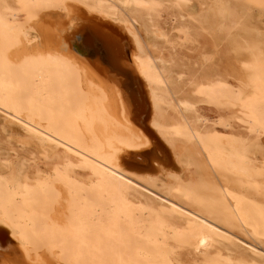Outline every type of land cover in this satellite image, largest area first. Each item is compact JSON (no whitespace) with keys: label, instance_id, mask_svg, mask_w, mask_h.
<instances>
[{"label":"bare ground","instance_id":"1","mask_svg":"<svg viewBox=\"0 0 264 264\" xmlns=\"http://www.w3.org/2000/svg\"><path fill=\"white\" fill-rule=\"evenodd\" d=\"M250 1L264 9V0ZM157 9V0H0V112L22 117L19 122L38 141V156L48 167L33 183L27 172L23 182L19 173H0V223L11 230L8 237L0 228V264H49L53 256L57 264H173L181 239L168 242L162 217L141 206L133 176L117 166L131 159L137 151L131 149H138L149 132V139L169 135L175 153L178 140L198 144L240 185L254 179V165L244 154L249 135L264 137V48L250 46L251 56L243 63L246 92L228 94L207 85L208 103L229 110L228 117H219L228 135H218L216 124H208L199 109L191 114L201 126H192L184 100L178 102L189 127L180 126L182 132L174 134L165 125L166 72L162 60L145 49L138 26L141 17L143 23L155 21ZM220 9L226 14L229 7ZM88 34L126 43L132 63L126 65L124 52L107 57L104 46L107 64L86 57L92 48L82 39ZM29 45L35 55L21 62L14 53ZM167 93L174 100L175 93ZM242 113L257 122L244 121L247 137L237 138L232 120ZM225 192L238 220L253 236L264 237V203ZM174 206L191 225L180 236L207 245L203 259L193 264L235 263L231 252L216 250L212 236L198 231L194 212ZM129 236L143 238L145 248L130 250ZM257 247L250 245L260 256Z\"/></svg>","mask_w":264,"mask_h":264},{"label":"rangeland","instance_id":"2","mask_svg":"<svg viewBox=\"0 0 264 264\" xmlns=\"http://www.w3.org/2000/svg\"><path fill=\"white\" fill-rule=\"evenodd\" d=\"M157 1L158 9L154 12L156 22L148 18V22L143 23L141 17L138 19V26L145 49L150 55L162 60L166 72L167 87L163 85L161 91L165 96L166 127L174 134L182 132L180 126L182 129L189 127L181 116L183 112L178 102L184 100L190 107L188 116L192 126H201L194 120V114H191L199 109L205 113L208 124H216L218 135H228L230 130L220 124L219 117H228L229 110L208 103L207 85L224 88L228 94L248 90L242 66L251 56L250 46L264 48V9L250 0ZM221 2L229 7L226 14L220 9ZM169 89L175 93L174 100L171 99L172 94L167 93ZM242 114L238 117L241 121L232 120L237 138L247 137L244 121L249 123L248 126L257 122L253 115ZM8 118L0 112V131L6 126L12 128L11 119ZM252 136L249 135L250 142L245 147L244 155L254 165V179L250 182L246 181L244 185L238 184V177L235 174L211 160L210 154L196 143L178 140L179 154L175 153L168 142L169 135L158 134L155 138L151 137V150H137L131 159L127 160L130 163L117 165L133 176L141 206L152 209L162 217L167 230L169 229L167 233L171 236L168 242L175 243L176 238H179L185 243L181 245V242H177V245L188 248L185 256L186 264H193L195 259H203L207 245L204 240L188 242L180 236L189 231L191 225L183 214L176 211L174 205L183 204L189 211L194 212L199 217L198 231L212 236V245L216 250L223 253L231 252L235 260L234 264H264V237L258 239L257 236H253L238 220L233 202L225 192L228 188L234 194L248 196L249 199L264 203V177H262L264 176V141L254 134ZM31 140L33 148L37 149L36 159L44 161V168L38 171L47 173L48 167L45 162L47 160L38 156V141ZM236 143L241 145L240 140ZM145 151L149 152L147 157L142 155ZM169 153L176 162V168L161 167L158 171L149 169L150 159L156 160L157 157L167 159ZM29 155L33 154L30 152ZM35 176H30L33 178L30 183L36 181L37 176ZM2 224L0 223V228L11 237L8 235L11 230ZM218 233L223 234L224 237ZM250 245L258 246L262 254L260 256L255 254L250 249Z\"/></svg>","mask_w":264,"mask_h":264},{"label":"snow or ice","instance_id":"3","mask_svg":"<svg viewBox=\"0 0 264 264\" xmlns=\"http://www.w3.org/2000/svg\"><path fill=\"white\" fill-rule=\"evenodd\" d=\"M159 7H163V5H159ZM32 45L29 46H21L16 49L14 55L21 62H29L35 53L33 52ZM21 118H17L15 115H11V125L12 128L9 129L7 126L3 131H0V171L5 172H13L19 173V179L21 182L24 180V173L27 172L29 175H36L38 179L42 178L43 173L38 172V169L44 168V161L36 159L37 150L32 146V140L29 138L27 133L29 129L27 124H21L19 120ZM149 129L152 130V126L148 125ZM147 131V130H146ZM11 133V134H10ZM151 135V132H149ZM149 135H144L140 141V146L138 149L131 150H139V149H148L152 148V141L149 139ZM262 141H264V137H262ZM33 153V155H29V153ZM144 156H148L149 152L145 151L142 153ZM127 162V161H126ZM130 163V162H127ZM131 166V165H130ZM148 166L150 170L158 171L161 167L167 168H176V162L171 156L168 154L167 159L157 157L156 160H149ZM45 171L47 169L45 168ZM39 186H37L38 188ZM35 189H27V191H33ZM11 235V233H8ZM7 243V242H5ZM130 250L135 251L136 249L143 250L145 248V243L143 238H137L135 236H129L126 241ZM3 244H0V247H3ZM175 252L173 254V264H186L185 256L188 252V248L180 245H176ZM3 253L0 252V256ZM49 264H57V260L55 256L49 261ZM134 264V262H133Z\"/></svg>","mask_w":264,"mask_h":264},{"label":"water","instance_id":"4","mask_svg":"<svg viewBox=\"0 0 264 264\" xmlns=\"http://www.w3.org/2000/svg\"><path fill=\"white\" fill-rule=\"evenodd\" d=\"M82 41H84L85 43H88L92 48V51L85 54V56L90 58V59H94L96 57H99V59L104 64H107L108 61L104 57L105 54L100 50L101 46H104L105 49L107 50V57L114 58L117 53L119 54V52H121V53L124 52L125 57L127 58L126 59V62H127L126 65H129L132 63L131 62L130 49L129 48L126 49V47H128L126 43H123V42L121 43V41H118L116 39L115 40H108L103 35L98 36V35H92V34H88V35L84 36ZM127 70H129V69H127ZM121 74L128 76V71H124Z\"/></svg>","mask_w":264,"mask_h":264}]
</instances>
